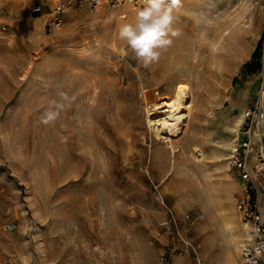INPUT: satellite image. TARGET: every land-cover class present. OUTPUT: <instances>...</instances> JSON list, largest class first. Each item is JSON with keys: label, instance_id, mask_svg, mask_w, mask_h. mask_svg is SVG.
I'll use <instances>...</instances> for the list:
<instances>
[{"label": "rangeland", "instance_id": "374dc122", "mask_svg": "<svg viewBox=\"0 0 264 264\" xmlns=\"http://www.w3.org/2000/svg\"><path fill=\"white\" fill-rule=\"evenodd\" d=\"M42 1L0 0V264H210L222 239L207 245V181L219 197L234 181L246 223L234 151L221 161L216 147L225 118L243 115L262 79L264 0H181L178 34L147 68L119 38L133 19L112 14L125 7L73 8L57 31L48 25L58 0L30 13ZM43 16L35 36L28 24ZM180 83L194 108L170 143L149 127L146 106ZM53 100L64 107L45 124ZM185 242L196 253L180 256Z\"/></svg>", "mask_w": 264, "mask_h": 264}, {"label": "bare ground", "instance_id": "6f19581e", "mask_svg": "<svg viewBox=\"0 0 264 264\" xmlns=\"http://www.w3.org/2000/svg\"><path fill=\"white\" fill-rule=\"evenodd\" d=\"M123 7L125 8L121 12H118V13L115 12L116 14H112V15L119 17L120 20L128 19V18L134 19L137 12L141 9L140 6L135 5V4H126ZM108 13L109 12H106L105 16H107ZM46 19L47 18H45V16L36 18L34 21L28 24V29L31 31H34V33L36 31H41L46 25ZM122 25L124 24H120V27ZM35 36H36V33H35ZM115 36H117V33L114 34L113 38H116ZM33 37H34V34H33ZM113 46L118 49L116 39L114 40ZM214 63H215L214 59L212 58L210 60V64L208 66H205L203 69H200L199 72L203 73V75H205L206 73H211ZM145 92L147 91L144 90V93ZM170 93L171 95L169 96V98L167 100H163V102L161 103L147 104L146 106L147 118L146 119H148L149 127L155 131L158 137L163 135L165 140H168L170 141V143H172L173 138L183 134L182 133L183 125L187 124L188 118L192 115V110L194 107L190 105L188 101L190 92L188 91V86H186L185 84L180 83V84H177L176 86H171ZM79 101H81V98L79 99ZM162 110H165L163 112V114H165L164 118L158 119V118L152 117V114L154 115V117H157L158 112ZM225 121H226L225 126L226 125H229V126H227L226 128L224 127L223 129L221 128L222 129L221 134H220L221 142L219 143V146L216 147L218 151V156L220 159H222L221 161H228L232 157V151H234L235 149V143H236L237 137L241 132V128H242L241 123L243 122V115L242 114L239 115L236 118V120H234L233 118H225ZM240 125H241V128H240V131L238 132ZM62 133H61V136H62ZM62 139H63V136H62ZM232 182L234 183V181ZM232 182L230 181L221 186L220 190H221V193L223 194L221 197L218 196V190L213 186V184L209 183V181L206 182L207 187H208V192L209 194H211L210 203L212 206L209 221L207 225L204 227V230H205L204 232H206V236H207L206 237L207 245L212 247L218 237H221L222 239L220 241L222 243V248H221L222 252L220 253L218 251V253H220L218 255H221V256L219 258H215V256H211L210 264H244L243 259H241L240 257L242 255L243 246L250 244L252 241L251 230L249 232L250 227H248V224L242 221L240 214L237 213L238 210L236 211L234 203H232L235 200L233 185L231 184ZM228 199L231 203L226 204V200ZM238 238L242 239V242H239ZM201 254L202 253H200V255ZM201 261H204V260H201Z\"/></svg>", "mask_w": 264, "mask_h": 264}, {"label": "built area", "instance_id": "2783aa9c", "mask_svg": "<svg viewBox=\"0 0 264 264\" xmlns=\"http://www.w3.org/2000/svg\"><path fill=\"white\" fill-rule=\"evenodd\" d=\"M52 0H43L35 4L30 13L43 15L46 4ZM126 4H135L141 8L145 6V0H58L52 8V21L49 28L57 30L64 23L65 14L73 8H82L86 5L92 11H99L104 6L114 9L122 8ZM8 26L0 22V33H5ZM263 53V52H262ZM264 56V53H263ZM262 79L259 83L255 99L252 105L243 112L241 132L237 137L232 167L237 171L245 188V196L239 201V211L244 221L251 230L252 241L243 246L242 257L244 264H264V63H262ZM5 231L16 230V225L10 223L4 227ZM186 249L179 252L180 256L196 253V249L190 242H185ZM163 264H168L167 260Z\"/></svg>", "mask_w": 264, "mask_h": 264}, {"label": "clouds", "instance_id": "9594fccd", "mask_svg": "<svg viewBox=\"0 0 264 264\" xmlns=\"http://www.w3.org/2000/svg\"><path fill=\"white\" fill-rule=\"evenodd\" d=\"M181 8V0H145L133 21L122 25L119 29V38L127 45L134 59L147 68L157 62L161 56V50H166L178 33L172 25L176 19L174 15ZM60 100L71 102V98L65 92L58 93ZM63 103L53 100L51 110L45 112L42 122L45 124L54 122Z\"/></svg>", "mask_w": 264, "mask_h": 264}, {"label": "crops", "instance_id": "0c3cea01", "mask_svg": "<svg viewBox=\"0 0 264 264\" xmlns=\"http://www.w3.org/2000/svg\"><path fill=\"white\" fill-rule=\"evenodd\" d=\"M243 123V122H242ZM242 123H241V125H242ZM241 125H240V128H241Z\"/></svg>", "mask_w": 264, "mask_h": 264}]
</instances>
